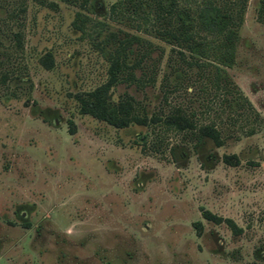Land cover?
I'll use <instances>...</instances> for the list:
<instances>
[{
	"label": "rangeland",
	"instance_id": "rangeland-1",
	"mask_svg": "<svg viewBox=\"0 0 264 264\" xmlns=\"http://www.w3.org/2000/svg\"><path fill=\"white\" fill-rule=\"evenodd\" d=\"M113 1L95 0L86 13L132 31L108 21ZM262 1L245 0L226 68L262 120L252 134L215 145L80 112L79 100L105 81L107 62L73 26L77 7L0 0V46L22 45L7 60L0 55V70L8 69L0 80V264H264ZM142 35L162 45L168 72L170 46ZM161 73L154 85L119 81L103 96L127 115L142 105L164 109ZM168 100L185 102L175 92Z\"/></svg>",
	"mask_w": 264,
	"mask_h": 264
},
{
	"label": "trees",
	"instance_id": "trees-1",
	"mask_svg": "<svg viewBox=\"0 0 264 264\" xmlns=\"http://www.w3.org/2000/svg\"><path fill=\"white\" fill-rule=\"evenodd\" d=\"M62 1L77 7L73 26L96 40L94 45L107 62L105 81L91 90L86 100H79L80 112L118 127L136 123L184 132L185 140L195 143L208 137L215 145H220L224 138L252 134L261 122L257 110L226 70L233 62L245 0L111 2L104 12L108 21L132 31L86 13L92 12L95 0ZM259 12L264 16V0ZM142 33L170 46L168 72L161 73L162 45L153 43ZM14 41L12 46H0V55L6 60L22 51L21 43ZM153 51L156 54L152 56ZM44 57L47 61L46 55ZM2 65L0 60V69ZM160 73L158 81L166 105L164 109L148 112L142 105L139 113L127 115L122 104L109 103L103 96L106 88L119 81L138 88L154 85ZM7 74V68L0 70V80ZM172 92L183 95L185 102L168 100ZM133 100L131 95L124 94L128 106ZM71 127H68L70 132ZM222 160L234 164L235 155L223 154ZM200 214L212 221L221 220L208 209H202ZM225 220L233 225L228 218Z\"/></svg>",
	"mask_w": 264,
	"mask_h": 264
}]
</instances>
